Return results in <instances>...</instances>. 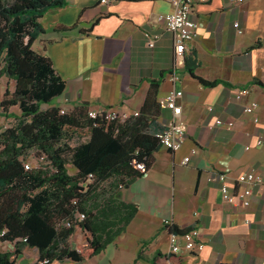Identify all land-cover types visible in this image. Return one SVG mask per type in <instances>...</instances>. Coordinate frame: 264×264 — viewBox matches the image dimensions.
Returning a JSON list of instances; mask_svg holds the SVG:
<instances>
[{
	"label": "crops",
	"instance_id": "obj_1",
	"mask_svg": "<svg viewBox=\"0 0 264 264\" xmlns=\"http://www.w3.org/2000/svg\"><path fill=\"white\" fill-rule=\"evenodd\" d=\"M172 10L171 0H67L41 20L44 34L34 49L50 56L66 81L51 106L73 110L88 103L97 111L114 108L134 116L152 82L160 80V129L168 125L166 101L174 88L184 92L180 103L188 127L180 150L161 147L151 169L120 191L122 201L138 208L127 230L93 258L59 263L154 264L156 255L169 254L168 221L199 230L204 244L199 253L175 254L180 264H264V185L255 188L251 205L244 207L224 201L219 185L208 182L213 170L227 174L233 185L242 174L264 177V0L198 4L193 13L197 31L186 48L176 47L158 21ZM147 33L159 36L153 48ZM190 69L197 78L218 82L205 86ZM252 101L259 104L253 115L244 111ZM10 112L21 114L17 107ZM90 237L78 232L70 245H85ZM31 250L33 259H26L25 249L18 257L21 264L36 263L39 251Z\"/></svg>",
	"mask_w": 264,
	"mask_h": 264
},
{
	"label": "trees",
	"instance_id": "obj_2",
	"mask_svg": "<svg viewBox=\"0 0 264 264\" xmlns=\"http://www.w3.org/2000/svg\"><path fill=\"white\" fill-rule=\"evenodd\" d=\"M66 2L0 0V78L14 82L1 98V114L17 121L0 129V264H15L14 257L26 248L38 249L39 260L51 262H83L101 254L138 212L136 205L122 201L120 185L143 177L162 147L155 133L160 129V80L152 82L140 113L126 120L107 119L109 109L92 118L88 103L73 110L51 106L64 93L66 81L34 43L44 34L42 18ZM190 72L205 86L218 82ZM14 107L20 115L10 112ZM33 152L37 165L27 169ZM137 164H144L145 171ZM165 228L169 234L190 230ZM78 232L91 237L72 248L70 239ZM4 242L15 250L3 251ZM154 264L180 262L175 254H158Z\"/></svg>",
	"mask_w": 264,
	"mask_h": 264
},
{
	"label": "built area",
	"instance_id": "obj_3",
	"mask_svg": "<svg viewBox=\"0 0 264 264\" xmlns=\"http://www.w3.org/2000/svg\"><path fill=\"white\" fill-rule=\"evenodd\" d=\"M108 0H102V3H106ZM207 0H171L173 7L172 12L168 14L159 15L158 21L164 23L167 30L174 36L176 47L186 48L188 44L194 39L197 31V22L193 18V13L198 4L206 2ZM233 2L240 4L245 0H232ZM239 27V24H236ZM242 31L240 30L239 33ZM148 38V46L153 48L156 45L159 36L146 34ZM178 78L176 74L172 76V80L176 81ZM245 89V88H243ZM264 90V86H263ZM184 97V92L180 89H172L167 97L166 107L171 111V116L169 118L168 125L163 129H159L156 133L162 147L168 149L171 152H176L182 148L188 138V127L187 123L183 117V106L180 103ZM243 96L240 94L237 96L238 100H242ZM259 104L256 101H252L247 104L244 111L247 114H255L258 110ZM136 113L134 116H137ZM90 116L96 118L98 116V111L91 109ZM132 117L129 112L110 108L106 112V118L109 120H126ZM259 122L258 118L255 119ZM217 124L222 125L224 122L218 120ZM230 128L234 126V123H229ZM259 145L262 141L258 142ZM249 149V147H247ZM196 149L193 150L195 154ZM187 164L186 161H184ZM27 169L34 166L27 161L25 163ZM137 169L141 172L145 171L144 164H137ZM94 180V176L90 175V182ZM208 182L218 184L222 192V197L224 201L233 205H242L244 207H249L251 205V199L254 194V190L258 186L264 185V177L257 173H247L239 176L237 182L233 185L227 174L211 171ZM121 190L125 188V185H120ZM82 219L84 215H79ZM165 225H171L170 222L166 221ZM4 235V233H2ZM204 248V244L200 241V232L197 229H191L184 234L171 233L169 234V254H179L181 252L187 253H199ZM49 259L37 260L35 264H50Z\"/></svg>",
	"mask_w": 264,
	"mask_h": 264
},
{
	"label": "rangeland",
	"instance_id": "obj_4",
	"mask_svg": "<svg viewBox=\"0 0 264 264\" xmlns=\"http://www.w3.org/2000/svg\"><path fill=\"white\" fill-rule=\"evenodd\" d=\"M44 23H46V22H44ZM39 43H41L40 40H38V46L40 47L41 45ZM35 46H34V48H35ZM8 87L11 90H13L14 89V82L11 81V80H9L6 76L1 77L0 78V98H1L2 94L6 91V89ZM16 122L17 121H15L13 119H9L8 120L7 118H3L1 116V114H0V129L3 130L5 128H7V127H11L14 124H16ZM154 131H155V129H154ZM158 131L159 130H156L155 133H157ZM76 144H77V141H74L73 142V145H76ZM31 156L29 157V159H28L29 161L28 162L31 164V166H36L37 163H36V160H35V152H33ZM72 173H75V171H73ZM1 249L3 251H11L12 252V251L15 250V247H14V245H12L10 243L4 242V243L1 244ZM26 249L28 250V254L26 255V259L27 260L33 259L34 256H33V254H31L32 253L31 252L32 250L30 248H26ZM14 259H15V264H21L20 258H15L14 257ZM37 259H39V258H37ZM57 264H62V263H59L58 262ZM66 264H69V263H66Z\"/></svg>",
	"mask_w": 264,
	"mask_h": 264
}]
</instances>
